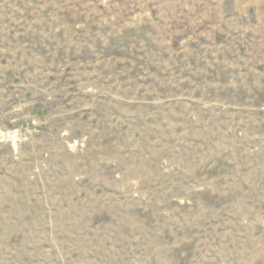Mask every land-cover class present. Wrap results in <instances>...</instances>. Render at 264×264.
<instances>
[{"label":"rangeland","instance_id":"1","mask_svg":"<svg viewBox=\"0 0 264 264\" xmlns=\"http://www.w3.org/2000/svg\"><path fill=\"white\" fill-rule=\"evenodd\" d=\"M0 264H264V0H0Z\"/></svg>","mask_w":264,"mask_h":264}]
</instances>
